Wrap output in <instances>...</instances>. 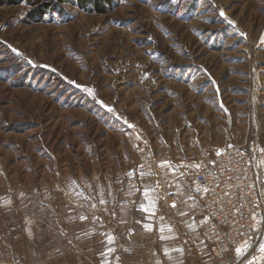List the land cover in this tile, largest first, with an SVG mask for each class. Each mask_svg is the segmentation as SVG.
Here are the masks:
<instances>
[{
  "label": "rangeland",
  "instance_id": "rangeland-1",
  "mask_svg": "<svg viewBox=\"0 0 264 264\" xmlns=\"http://www.w3.org/2000/svg\"><path fill=\"white\" fill-rule=\"evenodd\" d=\"M94 1L0 0V264H137L130 125L186 122L173 143L206 159L250 146L264 189V0ZM181 235L185 263L221 264Z\"/></svg>",
  "mask_w": 264,
  "mask_h": 264
},
{
  "label": "crops",
  "instance_id": "crops-1",
  "mask_svg": "<svg viewBox=\"0 0 264 264\" xmlns=\"http://www.w3.org/2000/svg\"><path fill=\"white\" fill-rule=\"evenodd\" d=\"M133 126L131 128L136 136L140 138V143L134 150L139 153V160L135 159V161H132L134 164L132 173L138 175L139 179L144 178L145 183H147L142 187V194L146 187L154 189V192L150 195L155 201L156 208L151 209V211L155 212V215L150 219L153 230L149 231L154 240H137L135 242L127 240L126 242L124 241V244L131 245L133 249L137 250L136 256L137 254L140 256L137 264H165L166 260L171 261L172 264H188L181 257L196 255L198 250L192 244L183 241L181 234L185 229L192 230L193 226L197 228L194 211L198 207V202L192 195L195 183L192 178L187 176L186 167L189 164V156L199 153L183 147V143L178 142L179 140L173 143V139H175L174 135L177 138L184 139L188 133L192 134V129L190 127L185 128L187 123L183 122L182 125L176 127V131L172 135L173 139L170 140V132L162 127H158L155 132L147 122ZM180 134H182V137ZM153 136H156L155 141L151 140ZM163 160H168L175 165V170L159 167L160 162ZM126 163H130V161ZM256 163L258 171L260 165L258 159ZM141 172L145 173V175H141ZM169 186L170 188H168ZM169 192L171 196L167 195ZM189 197H193V199H189ZM173 202H175L176 207L171 206ZM181 212L185 213V215H180ZM161 217H163V220L160 219ZM147 219H149V215ZM143 225L140 228L143 229L142 231H147ZM161 225L165 227L163 233L159 231ZM115 228L114 226L112 227V229ZM127 230L129 231V229ZM161 236L165 238L161 239ZM258 236L256 234L248 242L252 247L243 255L234 252L230 257H214L219 259L218 261L221 264H247L248 259H242L253 250L256 244L255 238ZM200 238L202 240V237ZM203 246L205 250L210 251L204 243ZM240 247H243V245ZM257 264H260V262L258 261Z\"/></svg>",
  "mask_w": 264,
  "mask_h": 264
},
{
  "label": "built area",
  "instance_id": "built-area-1",
  "mask_svg": "<svg viewBox=\"0 0 264 264\" xmlns=\"http://www.w3.org/2000/svg\"><path fill=\"white\" fill-rule=\"evenodd\" d=\"M256 162L253 148L245 144L225 148L210 159L189 156L186 173L195 183L192 195L198 202L194 218L203 243L216 257L232 255L235 247L264 232L259 222L264 217V189ZM198 186L209 191L197 192Z\"/></svg>",
  "mask_w": 264,
  "mask_h": 264
},
{
  "label": "snow or ice",
  "instance_id": "snow-or-ice-1",
  "mask_svg": "<svg viewBox=\"0 0 264 264\" xmlns=\"http://www.w3.org/2000/svg\"><path fill=\"white\" fill-rule=\"evenodd\" d=\"M223 15V13H221ZM130 127H132V125H130ZM264 151V150H262ZM217 155H220V150L217 151ZM212 164L214 165L215 164V161L212 162ZM159 167L161 168H169V169H172L173 171L175 170L176 166L173 165L170 161L168 160H163L160 162L159 164ZM195 167L197 169H199L200 165L199 164H196ZM133 173L130 172L129 175H132ZM141 175H145V173L141 172L140 173ZM183 174V173H182ZM203 191L205 193H207L209 191L208 188H203L201 189L199 186L195 189V191L199 192V191ZM152 192H154V189H151V188H148L146 187L144 189V192H143V195L144 197L147 199V202L148 204L151 206L152 209H154L155 207V201L154 199L152 198V196L150 195ZM189 199H193V197H189ZM103 203V201H101ZM172 207H176V204L175 202L172 203L171 205ZM140 210H142L143 212L145 213H150L149 215V219H151L154 215H155V212L154 211H151L150 212V207H146L144 204H141L140 205ZM180 215H185V213L181 212ZM81 219H86V217H81ZM161 220H163V217L160 218ZM252 219L253 220H256V217H255V214L252 215ZM261 224H264V217H261L260 218V221H259ZM143 227L147 230V231H152V225L150 223H145L143 225ZM165 230V227L164 225H161L160 228H159V231L161 233H163ZM165 237L161 236V239H164ZM108 240H109V243L112 242L113 240V237L109 236L108 237ZM252 247L251 244H249L247 241H245L243 243V247H240V246H237L235 247V252L240 254V255H243L246 251H248V249ZM109 251H113V249H109ZM261 262V264H264V242L262 243H259V255H253L250 259L247 260V264H257V262Z\"/></svg>",
  "mask_w": 264,
  "mask_h": 264
},
{
  "label": "trees",
  "instance_id": "trees-1",
  "mask_svg": "<svg viewBox=\"0 0 264 264\" xmlns=\"http://www.w3.org/2000/svg\"><path fill=\"white\" fill-rule=\"evenodd\" d=\"M78 1L84 3V0H78ZM105 2L108 3V2H110V0H95V1L93 2L95 9H96V10H100V9L103 7V4H104ZM83 3H82V4H83Z\"/></svg>",
  "mask_w": 264,
  "mask_h": 264
}]
</instances>
